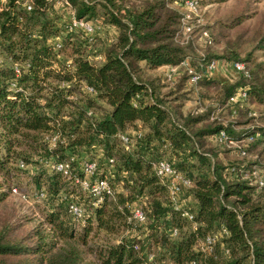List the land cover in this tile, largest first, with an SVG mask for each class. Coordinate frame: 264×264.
I'll list each match as a JSON object with an SVG mask.
<instances>
[{"label":"trees","instance_id":"obj_1","mask_svg":"<svg viewBox=\"0 0 264 264\" xmlns=\"http://www.w3.org/2000/svg\"><path fill=\"white\" fill-rule=\"evenodd\" d=\"M31 1L30 10L23 0H8L0 11V204L8 195L4 187L34 165L29 179L37 190L43 188L52 208L21 236L18 219L0 218V264H146L145 250L158 264H264V197L256 198L246 179L224 175L228 165H251L230 162L229 151L219 148L230 149L213 140L224 130L234 141L257 134L248 152L264 144V129L253 125L251 114L264 96L262 63L252 61V52L241 57L236 44L225 54L208 55L203 64L241 61L249 76L239 74L230 84L200 67L198 94L218 105L183 114L181 96L170 99L175 91L161 93L157 79L148 75L187 57L174 40L180 17L172 0H67L92 33L69 29L54 1ZM243 20L244 15L234 16L220 24L221 32ZM101 27L108 36L101 35ZM257 47L264 49V35ZM239 88L247 97L235 104L236 115L210 119V112L222 107L231 115L234 105L228 100ZM131 131L141 134L126 149L119 135ZM53 135L51 148L46 137ZM162 157L191 180L184 193L191 221L173 208L153 171L152 163ZM47 159L69 163V174L49 170ZM83 159L95 161L94 177L108 179L115 190L97 206L93 195L74 183L82 176ZM72 198L84 210L78 233L68 211ZM130 205L145 217L134 230L126 221ZM221 230L227 234L218 237L211 253L198 249L200 239ZM101 232L119 238L97 242ZM89 239L97 242L95 257L84 261L79 244Z\"/></svg>","mask_w":264,"mask_h":264},{"label":"rangeland","instance_id":"obj_2","mask_svg":"<svg viewBox=\"0 0 264 264\" xmlns=\"http://www.w3.org/2000/svg\"><path fill=\"white\" fill-rule=\"evenodd\" d=\"M169 5L178 12L179 17L187 12L183 6L182 0H172L169 2ZM198 5V14L191 17L187 22L186 20L180 21L179 18L176 30L178 34H175L174 38L177 44L185 48L186 56L190 58L191 64L197 67L199 71L200 65H204L202 61L208 55L216 56L222 53L225 54L226 51L232 49L230 46L236 44V50L240 53L241 57L252 52V61L262 63L264 75V49L257 47L259 39L264 35V0H226L220 3L213 2V0H198ZM240 14L244 15L242 23L235 27L222 29L221 32L219 27L220 24ZM197 19H201V22H198ZM93 22L96 23L95 21ZM98 22L100 23L101 19H98ZM104 30H107L106 27ZM104 30L101 27V35L106 33L108 36L109 32L107 33V31L105 32ZM203 31H207V36L202 34ZM221 34L226 35L222 36ZM228 39H230V41H228ZM215 60L218 63L216 73H218L219 77L221 76V78L230 84L233 83L234 80L231 77L228 66V62L230 61L224 59ZM148 75H150L152 79H157L161 93L175 91V94L169 96L170 99L175 97V95L181 96L182 101L179 102L182 104L183 114L190 112L194 115L199 114L207 111L210 106L213 107L218 105L217 102L213 103L212 101L211 103L209 98L201 97L202 95L198 94L199 88L188 82L186 72L182 68L178 69L173 79H169L166 76V69L164 68L148 71ZM262 82L264 83V79ZM179 84H182L180 88L177 87ZM252 108L256 113L253 125L264 129V96L262 103L260 105L256 104L252 106ZM231 117L226 107L210 112V119L219 120L222 118L223 120H230L232 119ZM213 148L218 147L213 146ZM219 151L220 153H224L229 150L219 148ZM249 153L250 155L246 158H237L233 154V156L228 154V158L230 162L239 163L240 165L243 164L246 167H249L247 165H251V167L252 165H256L260 167L259 169H261L264 174V144H261L259 148L256 149L255 147H252V149L250 148ZM33 166L34 165L27 166L15 181L10 182L8 187H4L8 189V195L5 201L0 204L1 219L6 218L11 221L18 219L20 221L21 226H19L16 233L18 236L24 235L34 229L35 226L43 220L45 213L52 208L51 202L48 201L47 194L43 199H38L36 197V193L39 190L35 188L29 179V175L33 173L35 169ZM255 196L256 198H263L264 189L255 188ZM188 205H191V203H188ZM45 227L48 229L47 225H45ZM76 227L78 231H75V233H78L80 232L79 229L83 226L76 224ZM99 237L97 242L104 240L103 238L114 240L119 238V235L113 234L107 236L101 232ZM91 239L84 245L78 243L84 261H93L95 257L94 245L97 242Z\"/></svg>","mask_w":264,"mask_h":264},{"label":"built area","instance_id":"obj_3","mask_svg":"<svg viewBox=\"0 0 264 264\" xmlns=\"http://www.w3.org/2000/svg\"><path fill=\"white\" fill-rule=\"evenodd\" d=\"M54 1V8L61 10L65 13L69 21V29L73 28H81L84 29L87 33H92V26L83 21L82 19H78L75 16L74 10L71 8L70 4L67 0H48ZM183 6L187 10L185 14L180 16V21L186 20V22L195 15L198 14L199 5L198 0H182ZM8 0H0V11L7 8ZM23 7L26 10H30L32 6L31 0H23ZM198 22H201V19H197ZM178 34V33H176ZM202 34L207 36V31H203ZM177 37V36H176ZM229 72L233 80H235L239 74H243L244 76H249V72L247 71L245 64L241 61H233L228 63ZM200 67L204 68L205 73L208 76L214 77L218 69V63L215 59L208 61L204 65H200ZM182 68L187 75L188 82L191 85H196L201 77V73L197 70V67L191 64L190 58L186 57L180 64L178 65H168L166 69V76L169 79H173L178 69ZM15 71L18 72V68L15 67ZM230 79V80H232ZM14 87V84H12ZM88 92L93 93L92 87L86 86ZM247 97V91L245 88H239L235 91V93L229 98L228 103L234 106L231 108V116H235L237 113V108L235 104L242 102ZM253 116L256 115L255 112L251 113ZM139 131H131L120 134V139L122 143L125 145L126 149H130L135 142V139L140 137ZM257 134L250 135L244 139L234 141L228 137L224 130L218 131L214 136L213 140L220 143L230 150H235L239 156H248L249 152L247 149L249 148V143L256 137ZM47 143L49 147L53 148L56 145L57 135H53L50 137H46ZM73 158V157H71ZM113 160L109 159L108 163H112ZM20 167L23 166L22 162L19 163ZM44 165L49 170H56L63 172L64 174H69V163L67 162H58L52 160H45ZM80 170L82 172L81 177H74V183L80 187L83 191H88L93 195V206H97L101 203L106 197L111 198L114 194V188L109 183L108 179L102 178L99 179L94 177L96 171V162L88 159H83L79 162ZM152 168L155 175L159 178L160 182L165 186L170 203L175 210L181 212V215L185 217L188 221L193 219V213L190 209V206L186 203V199L184 198V193L191 186V180L181 173L177 172L171 165L170 161L164 157L158 159L157 161L152 163ZM256 165H252V167L243 169V166L238 168L235 165H228L224 170V175L227 179H246L250 185H253L256 189H264V174L262 170L259 169ZM16 190V189H14ZM36 197L38 199H43L46 197V192L43 189H40L36 193ZM127 210L129 211L126 215V221L132 225V230L135 229L137 225H143L145 223L144 213L141 208L136 207L134 205L128 206ZM68 211L72 215L74 221H76L79 225H84V210L82 207L72 198L68 202ZM177 232L174 229L172 232V236H176ZM222 234H227L225 230L217 231L213 234L206 235L203 239H200L198 243V249H200L203 253H211L213 251V246L216 243L218 237ZM134 235V234H133ZM145 245V244H144ZM141 244L135 243L134 249L140 250ZM147 261L146 264H158L154 263V255L153 253L147 252ZM191 264H195V262H191Z\"/></svg>","mask_w":264,"mask_h":264},{"label":"crops","instance_id":"obj_4","mask_svg":"<svg viewBox=\"0 0 264 264\" xmlns=\"http://www.w3.org/2000/svg\"><path fill=\"white\" fill-rule=\"evenodd\" d=\"M168 67V65H165V66H162V67H159V68H157V69H160V68H167ZM157 69H155V70H157ZM214 77L215 78H221V76L219 77V75H218V73H216L215 75H214ZM223 79V78H222ZM228 154L230 155V156H233V155H235L237 158L239 157L240 158V156L237 154V152L235 151V150H229V152H228ZM233 154V155H232ZM249 155H250V153H249ZM248 155V156H249ZM221 155L219 154V157H220ZM222 157V156H221ZM220 157V158H221ZM253 157H255V156H253ZM222 159V158H221ZM224 161H226L225 159H223ZM230 160V159H229Z\"/></svg>","mask_w":264,"mask_h":264}]
</instances>
